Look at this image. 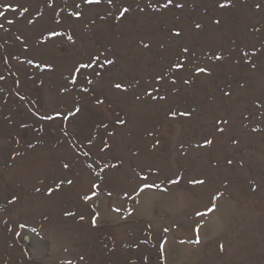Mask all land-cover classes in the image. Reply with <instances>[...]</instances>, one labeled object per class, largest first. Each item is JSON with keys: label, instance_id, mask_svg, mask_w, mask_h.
Returning <instances> with one entry per match:
<instances>
[{"label": "rangeland", "instance_id": "374dc122", "mask_svg": "<svg viewBox=\"0 0 264 264\" xmlns=\"http://www.w3.org/2000/svg\"><path fill=\"white\" fill-rule=\"evenodd\" d=\"M166 3L0 0V264H264V0Z\"/></svg>", "mask_w": 264, "mask_h": 264}, {"label": "snow or ice", "instance_id": "6c2138e0", "mask_svg": "<svg viewBox=\"0 0 264 264\" xmlns=\"http://www.w3.org/2000/svg\"><path fill=\"white\" fill-rule=\"evenodd\" d=\"M100 2H101V0H84V3H86V4H99ZM107 2H108V4L111 5V4L113 3V0H107ZM172 4H173V0H167V3L161 5V7H163V8H168V6H169V5H172ZM3 7L6 8V9H13V5H12L11 3H5V4L3 5ZM17 7H19V8L21 9V12H20L21 15H23L24 13H27V12L29 11V8H28V7H25L23 4H19V5H17ZM76 7L79 8L80 5L77 4ZM175 7L180 8V7H183V5H182V4H176ZM220 7H221V8L225 7V4H221ZM256 7L259 8L260 5L257 4ZM13 10H14V9H13ZM142 10H143V9H141V11H142ZM129 11H130V9H129L128 7H123V8L120 10V13H119V17H118V18H122V17H124ZM3 15H4V12L0 11V16H3ZM72 15L75 16V17H77V18H79V17L81 16V13H80L79 11H77V12L72 13ZM29 22L31 23V21H29ZM8 23L11 24L12 21L9 20ZM57 23H59V21H57ZM217 23H219V21H217ZM3 27H4V25H3V24H0V28H3ZM196 27H197V28H200L201 25L197 24ZM51 35H59V33L52 32ZM175 35H176V36H179V35H180V32H179V31L175 32ZM71 39H72V37L69 36V40H71ZM145 47H148V45H145ZM183 52L187 53V52H189V49L185 47V48L183 49ZM96 59H98V58H96ZM96 59L90 61V62L87 63V64H80L79 67H77V68L75 69V71H76V72H79L81 69H84V68H91V67H93V64L96 62ZM216 59H217V60H220V59H222V57L219 56V55H217V56H216ZM29 63H32V61H29ZM112 63H113V61L110 60V59H106V60L104 61V64H112ZM46 67H50V65H46ZM101 67H103V65H101ZM173 67H175V68H182L183 65L180 64V63H176V64L173 65ZM196 71H197L198 73H203V72L208 71V69L197 67V68H196ZM96 75L99 76L100 73L97 72ZM3 78H4V77L0 76V80H2ZM74 80H75V78L73 79V82H74ZM88 83H92V81L89 80ZM115 88H117V89H121V88H122V85H121L120 83H116V84H115ZM84 91H88V89H84ZM149 95H150V93H149ZM153 99H156V97H153ZM160 99H164V97H160ZM97 103H98V104H99V103H103V101H101V100H97ZM79 112H80V107H79V106H75L74 111H70V112L68 113V116H74V115H76V114L79 113ZM183 114H184V115H190V113H183ZM55 115H56V116H60L61 113H60V112H56ZM173 115H175V113H173ZM68 116H66V117H64V118L67 119ZM41 119L52 120V119H54V116L46 115V116L41 117ZM117 123H119V124H124L125 121L121 119V120H118ZM224 123H226V121H224ZM220 131H223V129H220ZM157 143H158V142H157ZM211 143H212V140H210V139H206V140H205V144H211ZM107 147H109V145L105 144V148H107ZM229 163H231V161H229ZM63 167H64V168H68L69 165H68L67 163H65V164L63 165ZM105 167H108V165H105ZM112 167H115V165H112ZM140 179H141L142 181H147V177H140ZM181 179H182V178L179 177V176H177L175 179L167 178V179H166V183H167L168 185L178 186V185H180V183H181ZM66 182H67V184H69V185L73 184V181H72L71 179H68ZM62 183H64V181H61V184H62ZM188 183H189V184L203 185V184L206 183V181L203 180V179H192V180H190ZM60 186H61L60 184H57V185H56L57 188H59ZM99 187H100V186H99L98 184H96V183H92L91 186H90V192H91V195L85 194L84 196H82V200L85 201V202L91 200L92 196H96V195H97V192L94 191V190L99 189ZM152 188H156V189L160 190V191H161L162 193H164L165 195H168V194H169V189H168L167 187L161 188V185H160V184H157V183H155V182H152V183L143 182V183H141V184H139V185L137 186V189H136L135 191H136L137 195H139L140 193H143L146 189H147V190H150V189H152ZM37 191H39V189H37ZM52 192H53V189H52V188H49V189H48V193L51 194ZM108 195L111 196V193L109 192ZM126 195H127V193H126ZM219 195H221V194L218 193L217 195L212 196L211 199H212L213 201H215L216 199H218V196H219ZM15 199H16V197H13V200H15ZM215 209H216V204H215V203H212L210 207H207V208H206V211H204V212L196 211V212H195V215H196V216H200V217H204V216L208 215L209 213L214 212ZM93 211H94V215H92V217H91V224H92L93 227H96V225H97V218L99 217L100 213L97 212V211H95L94 209H93ZM116 211H119V209H116ZM64 215H66V216H71V215H74V213H71V212H65ZM80 219L83 220V219H84V216L81 215V216H80ZM201 227H202V225H201L200 223H197V224L195 225L194 229H193L194 234H195V237H196V239H195V243H197V244H199V243L201 242V240H200V235H199L200 230H201ZM164 231L167 232L168 229L166 228V229H164ZM220 247H221V250H223V245H221ZM159 252H160L161 257H163V254H164V245H163V244H160V245H159Z\"/></svg>", "mask_w": 264, "mask_h": 264}, {"label": "bare ground", "instance_id": "6f19581e", "mask_svg": "<svg viewBox=\"0 0 264 264\" xmlns=\"http://www.w3.org/2000/svg\"><path fill=\"white\" fill-rule=\"evenodd\" d=\"M94 205V204H93Z\"/></svg>", "mask_w": 264, "mask_h": 264}]
</instances>
